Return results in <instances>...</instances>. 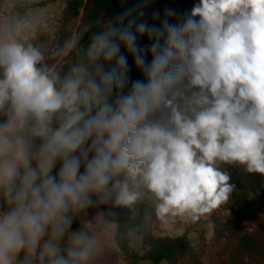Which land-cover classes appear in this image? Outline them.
Segmentation results:
<instances>
[{
  "label": "clouds",
  "instance_id": "1",
  "mask_svg": "<svg viewBox=\"0 0 264 264\" xmlns=\"http://www.w3.org/2000/svg\"><path fill=\"white\" fill-rule=\"evenodd\" d=\"M152 3L106 20L64 73L0 41V264H86L73 224L97 200L134 203L132 182L166 223L227 203L225 166L264 177V0H197L149 23Z\"/></svg>",
  "mask_w": 264,
  "mask_h": 264
},
{
  "label": "rangeland",
  "instance_id": "2",
  "mask_svg": "<svg viewBox=\"0 0 264 264\" xmlns=\"http://www.w3.org/2000/svg\"><path fill=\"white\" fill-rule=\"evenodd\" d=\"M177 1L168 0L159 4L158 0H153L144 18L149 20L154 11L164 13L165 8ZM42 3L44 7L40 6ZM65 3L66 0H0V41L14 39L25 46L31 44L43 54L42 63L56 70L74 52L73 38L79 21L77 18L65 29L61 28ZM63 31L64 48L57 57L56 42ZM135 187L139 197L143 198V189L138 183ZM116 205L114 197L97 200L86 208L73 224V229L84 230L92 241L93 254L86 264H128L114 243ZM127 208L131 209V205H127ZM235 215L231 204L227 202L195 221L177 217L165 223L156 217L147 222L143 237L161 239L169 235L184 236L188 250L171 264H230L229 253L235 246V240H229L226 229L234 226L244 233L264 239V207H261V213L238 223L233 222ZM143 237L138 234L129 237L130 247L139 255L143 253ZM258 264H264V260H259Z\"/></svg>",
  "mask_w": 264,
  "mask_h": 264
},
{
  "label": "trees",
  "instance_id": "3",
  "mask_svg": "<svg viewBox=\"0 0 264 264\" xmlns=\"http://www.w3.org/2000/svg\"><path fill=\"white\" fill-rule=\"evenodd\" d=\"M168 0H158L159 4H164ZM137 0H66L65 9L61 19V28L79 18L73 38V54L66 62L57 67L56 70L61 73L67 72L69 68L81 57L82 52L87 49L91 36L94 32L100 30L106 20L116 17L126 8H134ZM193 0H178L172 3L169 8L175 9L177 13H184L191 9ZM44 7V4H40ZM81 12V13H80ZM163 16V13H161ZM99 21V23H97ZM151 18L149 23H151ZM91 25L87 31L86 26ZM64 31L56 42L57 57L64 48ZM147 39L141 43H147ZM131 62V57H129ZM133 78L139 76V73L133 69ZM231 174V183L235 185L228 202L236 213L233 219L238 223L249 217L261 213V207H264V177L258 174L246 173L237 166H225ZM135 182L130 183V189L136 191ZM139 184V183H138ZM143 189V198L138 199L127 205H116V230L114 234V243L120 254L127 260L128 264H139L140 262H149L150 264L173 263L177 257L188 250V243L184 236L177 237L169 235L161 239H145L143 232L147 222L156 218V201L153 195L147 190L146 186L139 184ZM229 240H235V246L229 253L230 264H258L259 260H264V239L257 235L244 233L241 229L230 227L226 229ZM132 234L141 235L143 253H135L130 247L129 237ZM219 238H222L219 236Z\"/></svg>",
  "mask_w": 264,
  "mask_h": 264
}]
</instances>
